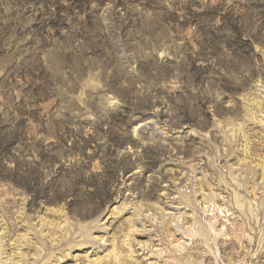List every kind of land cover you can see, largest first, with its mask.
Returning <instances> with one entry per match:
<instances>
[{"label": "rangeland", "instance_id": "obj_1", "mask_svg": "<svg viewBox=\"0 0 264 264\" xmlns=\"http://www.w3.org/2000/svg\"><path fill=\"white\" fill-rule=\"evenodd\" d=\"M0 264H264V0H0Z\"/></svg>", "mask_w": 264, "mask_h": 264}]
</instances>
